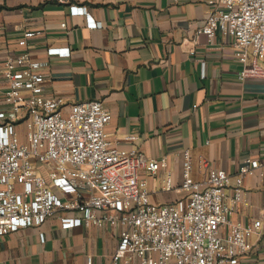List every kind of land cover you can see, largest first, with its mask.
I'll use <instances>...</instances> for the list:
<instances>
[{
    "label": "crops",
    "instance_id": "0c3cea01",
    "mask_svg": "<svg viewBox=\"0 0 264 264\" xmlns=\"http://www.w3.org/2000/svg\"><path fill=\"white\" fill-rule=\"evenodd\" d=\"M213 2L0 0V69L23 50L18 40L25 31L41 30L27 47L44 75L41 94L58 98L63 112L77 102L102 101L111 113L110 140L136 145L150 158L168 157L166 168L146 178L154 202L172 201L183 196L177 188L187 149L198 181L211 168L233 175L247 157L264 163V77L241 78L244 65L229 39L217 35L210 42L198 30ZM72 4L87 6L102 26L87 27ZM49 47H69L70 55L49 54ZM0 86L6 89L2 78ZM128 134L139 139L131 142ZM244 189L231 220L251 224L264 218V180L248 176ZM226 192L229 201L232 190ZM119 240L117 227L64 228L55 215L1 236L0 264H86L88 256L92 264H113ZM253 240L254 250L238 264H264V229Z\"/></svg>",
    "mask_w": 264,
    "mask_h": 264
},
{
    "label": "built area",
    "instance_id": "2783aa9c",
    "mask_svg": "<svg viewBox=\"0 0 264 264\" xmlns=\"http://www.w3.org/2000/svg\"><path fill=\"white\" fill-rule=\"evenodd\" d=\"M71 13L84 15L89 28L102 26L87 6L72 4ZM198 30L210 42L217 35L229 39L244 65L241 78L264 77V0H214ZM40 34L25 31L18 40L23 50L0 69L6 85L0 86V237L57 215L64 228H119L113 264H238L251 253L264 218L243 224L231 215L244 199L246 177L264 180V163L247 157L233 175L211 168L198 181L187 149L177 188L183 196L154 202L146 175L166 168L168 157L150 158L136 145L123 148L110 140L111 113L100 100L77 102L63 112L58 98L44 97V75L27 49ZM48 53L68 56L70 48L49 47ZM126 139L136 142L139 136ZM172 187L168 174L166 189ZM92 262L88 256L86 264Z\"/></svg>",
    "mask_w": 264,
    "mask_h": 264
}]
</instances>
